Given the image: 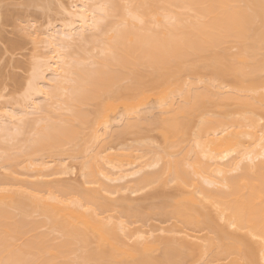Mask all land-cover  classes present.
Wrapping results in <instances>:
<instances>
[{
    "label": "bare ground",
    "instance_id": "1",
    "mask_svg": "<svg viewBox=\"0 0 264 264\" xmlns=\"http://www.w3.org/2000/svg\"><path fill=\"white\" fill-rule=\"evenodd\" d=\"M34 1H38V4ZM42 1L46 7L51 3V0ZM241 1L250 2V10L241 5ZM30 2L33 6H39L41 1L29 0ZM76 2L72 3V8L62 5L60 12L63 10L64 16L60 19V31L56 29L57 26L55 28L54 23H50L49 28L53 25L58 32L55 29L45 32L46 34L41 32L42 30L38 31L47 36L43 35L44 38L40 40L47 42L45 48L50 50L45 55L38 56L39 59L37 58L30 67L31 73L21 97L23 99L17 101L21 106V101H25L22 108L20 106L13 109L12 104L8 105L12 108L0 106V162L2 160L1 166L8 172L4 173L5 176L0 175V264H182L187 257L184 253V243L182 246V243L175 245L171 241H165L162 254L155 256L150 252L159 248L160 244L158 238L157 241L150 239L155 229L139 227V230L132 227L134 223L145 225L152 214H161L168 219L179 218L183 224H189L188 226L195 224V227L201 230L207 227L217 231L212 218L200 206L174 207L165 203L150 206L148 212H145L140 205H124L121 200L112 202L87 188L82 189L66 183H57L59 185L55 184L53 187L44 181H29L31 173H27L28 180L13 175L18 173L27 176L26 173L23 174L24 168L26 172L43 169L50 163L45 161L47 154H57L55 149L59 148L61 153L63 148L71 143L74 150L71 154L79 156L83 152L81 141L83 144L85 132L89 128L91 134L87 135L92 139L94 137V144L97 139V144L101 139H104V144L101 142L102 147L99 145V150L95 148L94 153L91 151L92 157L85 161L83 174L86 182L99 183L102 188L109 190L110 184L105 182V178L111 181L122 180L129 174L141 171L144 166L156 167L163 160L164 163L158 170L148 171L134 180L137 186L160 179L165 174L178 178L181 182L189 184L188 186L194 185V190H197L195 192L215 207L220 219L258 241L257 250L261 252L259 255L248 242H242L244 246L236 245L237 243L227 244L222 240V236L211 237L204 251L212 258L209 261L232 257L230 264H241L245 259L252 264H258V261L264 264V129L260 135L257 134L258 131L248 132L246 129L228 130L229 124H224L222 119L202 118L204 120L199 124L197 133L195 132L194 143L189 146L185 155L182 154L177 159H166L156 153V157L152 156L141 168L132 171L129 168L125 170V167L123 170V162L116 161V154L111 155L110 150L116 144L113 145L112 138L109 139L112 146L107 140L117 135L113 133L118 131H111L112 127L117 125L116 122H123L118 134L144 123H159L147 116V109L153 110L155 106L140 107L144 106V100L150 97L160 98L158 104L163 106L162 110L166 113L164 123L161 122V126L167 130L164 131L165 134L168 137L173 134L175 142L179 135L186 134L191 121L181 118V114L187 110L201 108L206 100L213 102L219 98L207 87L200 90L193 81H184V85V82L180 81V74L185 67L182 66L165 78H155V75L149 76V79L142 78L143 75L133 78L126 86V89L137 97L133 102H115L120 97L118 94L116 96L114 87L122 78H127L129 72L125 70L129 68L127 71L136 69L137 72L139 69V74H142L141 66L146 65H151L156 70L169 66L171 69L173 63H187L194 55L200 56L206 64L214 53L212 48L230 41L242 43L239 56L241 60L250 56L254 61H259V50L264 48V0ZM61 4L62 2L59 3L60 6ZM49 28L46 31H49ZM38 32L36 30L34 35L39 38ZM246 52H249V55L245 57ZM214 55H217L215 66H218L222 63L216 65L219 63L218 57L222 55L220 59L223 60L224 55L217 52ZM229 63L226 71L232 69L234 72L231 70L228 73H237L235 78H238L240 83L239 74L243 71H235V66L232 67L233 61L230 60L227 64ZM223 64L221 68H224ZM218 67H212L216 70L213 69V72L220 71L216 75L222 77V74L226 73L225 68L222 71L220 66ZM246 72L243 75L250 77L252 90L248 87L247 89H255L254 92L260 93L261 80L252 71ZM173 83L180 85L178 103L173 99L172 94L177 91L171 87ZM155 88L161 90L158 93H147ZM223 88L222 93L230 91L228 86L227 89ZM88 103L99 106V109H95V115L91 112L92 109L87 111ZM117 108H120V111ZM226 116L229 117L228 114ZM242 132L244 136L252 137L251 142L255 145L243 149L244 152L240 153L239 157L230 161L228 156L235 152L234 146L239 142L237 136ZM5 143L11 145L7 147ZM91 149L93 150V147ZM51 150H54V153H47ZM152 151L149 149L146 153L152 154ZM43 152H46L44 158ZM103 158L106 159L102 160ZM107 163L111 170L108 169ZM242 164L243 171L235 173ZM116 169H119V172L115 176L112 170ZM40 172H37L39 176ZM26 192L27 196H24ZM187 199L198 205L195 196ZM46 227L47 229L42 231ZM137 231L140 235H137ZM187 232L194 236L190 237ZM218 232L223 233L221 228ZM133 234L143 239L140 251L136 247L126 246V238H132ZM196 236L195 233L184 232L187 241L189 238L191 241L202 238L198 234ZM93 242H97V246H94Z\"/></svg>",
    "mask_w": 264,
    "mask_h": 264
},
{
    "label": "rangeland",
    "instance_id": "2",
    "mask_svg": "<svg viewBox=\"0 0 264 264\" xmlns=\"http://www.w3.org/2000/svg\"><path fill=\"white\" fill-rule=\"evenodd\" d=\"M39 1H41L39 3V6L38 5L36 6V4H38V1H37V3H36V1H34L36 3V4L34 3L35 4L34 6H33V3H31V2L29 3V0H1L0 1V106H2V107L3 106L7 107L9 104L10 105L12 104L13 109H15V108H19L21 106L18 102H20V100L23 99L21 97H22V93L24 94V92H25L24 86H25L26 80H27V78H29L28 76H30V73H31L30 72L31 71L30 70L31 65L33 64L34 61L37 60L38 56H41L42 54L45 55L46 52L50 50V49L46 50L47 48H45L47 42L46 43L42 42V40H40V39L47 37L45 35L46 34L45 32H50V30L51 31L54 30L56 28V26H57V28H56L57 30L58 29L61 30V27H62L61 23L62 22L60 19H62L61 17L64 16V15H62L63 10H61V12H60V9H62L61 7L64 6L66 8L67 7L72 8L73 7L72 3L74 2L73 4H75V2L78 0H75V1L74 0H51V1H49V2H51L49 4L50 7H48L49 6L48 4L46 7V4L43 3L42 0H39ZM61 2H62V4L60 6L59 3H61ZM249 3L250 2L247 3L244 1L240 2L241 5L245 6L246 8H249V10H250L251 4H249ZM40 4H41V7H40ZM42 4L45 6H43ZM58 5L60 6V8ZM70 5H72V6H70ZM50 23H54L53 25L55 26V28L53 25H52L53 28H52V26L49 28ZM258 24L261 26L260 22ZM47 28H49L48 29L49 31H46ZM36 30H37V32L40 30H42L41 32L44 31L43 33H45V34H43V35H45V36L42 37L43 36V35H41L42 33L38 32L39 38L35 37L34 32ZM60 30H58V31H60ZM40 35H41V37H40ZM43 41H45V40H43ZM47 47H48V45H47ZM241 47H242V43L237 42V41H230L224 45H220L219 47L212 48V51L214 52L212 57L214 58V60L211 57V60H213V61H211L209 59L208 61H210V62H207L206 64H205V61L200 58V56L194 55L193 56L194 58L191 57L192 59L188 60L187 63H181V64H179L177 62H175V64L173 63V65L171 66V69L169 66V67L164 68V69L162 68V69L156 70V69H154L153 66L146 65V66H141V70H142L141 73L142 74H139L140 73L139 69L137 70V72L135 71L136 69H133L136 73L135 72L132 73L133 70L127 71V70H130V68L125 70L127 73L129 72L127 75V78H126V76L124 77L125 79L122 78L117 83L116 87H114L115 90L117 91L116 96L119 95V97H120V99L117 98V100L115 101L117 103H119V101L121 103V101H124V100L129 101V102H131V101L133 102V101L137 100V97L134 96L133 92L126 89V86L129 85L130 82L133 81V78H135V77L137 78L141 75H143L142 78H145V79H149L148 78L149 76H154V75H155V78H159V77L165 78V77H167V75H169L173 71H177L182 66H183V68L184 67L185 68H184V71L181 72L182 74H180V76L182 77V79L180 81H183V82L184 81L185 82L186 81L187 82L193 81V83H195V85L197 87H199L200 90H205V88L207 87V89L209 88L210 91H212L213 93L215 92V94H217V97L219 99H217V101H213V102L206 100L201 108L184 111L181 114V118L190 120L191 126L188 129V131L186 132V134L179 135L178 140L175 142L173 140V137H175V136H172L173 135L172 134L171 135L172 137H171L169 134V137H168L165 134V132H167V130L165 129L166 130L165 131L163 128L164 126L163 125H162L163 127L161 126V122L164 123V116L166 115V113H164L162 110L163 106H160L158 104L160 101V98L159 97H158V99H155V98L153 99V97H150L149 99L146 98L143 102L144 106H140V107L151 108L152 106H155V107H153L154 108L153 110H152V108L147 109L150 111V112L147 111L148 112L147 116H149V118L157 120V122H159V123H156V124H145L144 123L143 125H139L137 127L134 126V127L127 129L125 131V133L122 132V133L118 134L119 127H122L121 125L123 124V122H122V124L120 123L121 125L119 124V122H116L117 125L113 124L115 126L112 127L111 131H115V132L118 131L117 133H113V135L117 134L118 137H120V138L117 139L118 137H116L117 135H115L114 137L111 136L107 139V140H109L111 138L113 139V141H111L112 139L109 140V142H108L109 144H110V141L112 143L114 142L113 145L116 144L115 145L116 147H115V146H112L111 145L112 143H111L110 145L112 146L113 149H111V150L109 149V150L111 151V155L116 154L115 157L117 156L118 159L116 160V158H115V160L117 162L118 161L123 162V166H122L123 170H124V167H125V170H127L129 168L130 171H132L133 169L135 170V168H137V169L141 168V166H143L144 163H146L149 159H151V157L154 156L156 153L163 155L166 159L167 158L168 159H177L182 154L185 155V153L188 151L189 146H191L194 143L195 132L197 133V131L199 130L198 129L199 124L201 123V121H203L204 119H207V118L208 119H210L211 117H212V119L216 118L214 120L222 119V122L224 120V124H226V125L229 124V125H227V126H229L228 130H230V129L231 130H235V129L236 130H244V131L248 130V132L249 131L250 132L258 131L257 132L258 135L262 134L261 130L264 129V101H263L264 100L263 99V97H264V91H263L264 90V48L259 50L260 51L259 61L258 60L254 61L250 56H248L246 59H242V60L240 59V57H239L241 54L240 51H242ZM48 48H50V47H48ZM215 52L224 55L223 60H221L222 55H221V57L220 56L218 57L219 63L217 62V64H216V65H218L221 62H222L221 64L224 63L223 64V67L225 68L224 71H226V68L228 65L230 66V63L229 64H227V63L230 62V60H231V61H233V66H232V63H231V66L233 68L235 66V68H234L235 71L240 70V71H243V73L246 71H252L255 75H257L259 80H261V82L259 83L261 85L258 84L259 86H261V88L259 87V90H261V92L258 89H257V91H259L260 93L254 92V91H256L255 89H253V91H251L252 90V88L250 87L251 86V79L248 76L250 73L248 74L246 72V74H248V75H243V73L240 72V74H241L240 75L238 72L239 76H241V77H239L237 75V77L240 78L239 79L240 83L237 80L238 78L237 79L235 78L236 77L235 75L237 73H235V75H233L232 72L228 73L232 69L226 71V73L222 72L224 74V75L222 74V77H220L219 75H216V73L219 74L220 71L219 72H213V69L215 67L217 68L218 66H220V68H221V64L218 66H215V63H216L215 59H217V55H216V57L214 55ZM247 55H249V52L245 53V57ZM225 63L227 65H225ZM212 67H214V68H212ZM236 67H237V69H236ZM224 68H221L222 71ZM151 73H152V75H151ZM231 73L234 77L231 75ZM129 75H130V77H129ZM241 80H243V81H241ZM180 81L178 84H180ZM183 82H181V84ZM185 82H184V85H185ZM221 83H224V84L221 85ZM178 84L173 83L171 85L172 88L177 89V91L174 92V94H172L173 99L177 103L180 102V95L178 94V91H180L179 90L180 85H178ZM221 86L225 87L226 89L228 86V89L230 88V91L226 90L227 93L225 91H224L225 93H222V90L224 88ZM244 86H246L245 87L246 89L248 87V89L250 88L251 90H248V89L245 90V88H243ZM160 90L161 89H159V88H155V89L148 91L147 93H149V94H152L154 92L158 93ZM262 92H263V95H262ZM21 102H22V106H23V103L25 101L24 102L21 101ZM6 103H8V104H6ZM89 104L90 103L87 104V108H86L87 111L92 109L91 112L93 111L94 115H95V112H97V110H95V109H97V107L99 109V106L96 107L95 105H97V104H95V103H91V104H95L94 106L89 105ZM22 106L20 108H22ZM8 107H10V106H8ZM12 107H10V108H12ZM119 107H121V106H119ZM123 108L124 107H122L121 110H123ZM117 110L120 111V108H117ZM15 111H17V109ZM33 114H31V115L33 116ZM227 114L229 115L230 118L228 116H226ZM243 115H244V117H243ZM32 116L30 118H32ZM202 118H204V119H202ZM226 118L228 120H226ZM245 118H246V120H245ZM258 118H259V120H258ZM229 119L232 123L229 121ZM257 123L258 124L260 123L261 125L260 124L258 125ZM102 129L100 130L101 132H103ZM84 130H86V129H84ZM91 131H93V130L91 129ZM85 133H86L85 134L86 135L85 141L83 144L81 141V144H80V146L83 145L82 146L83 149H81V150H83V152L81 151L82 153L79 154V156H76V155L74 156V155H72L73 153L71 154V152L74 151V150H72L73 149V146L71 145L72 143L68 144L66 146L64 145L65 147L63 146L64 147L63 151L62 150L61 151L62 152L66 151L65 153H63V154H62V152L60 153L59 151L61 148H59L58 150L55 149V153H56V151L58 152L57 154H49V155L47 154V156L45 158L47 160H45V161H50V163L48 162L49 164H47L46 167H44L43 169L38 170L39 169L38 168L36 171L35 170L32 171L30 169L31 171H27V172L25 171V168L23 169L24 171L21 170V172L23 171V174L24 173H26V174L31 173L29 177H28V174H27V176L26 175L22 176V174L19 175L18 173H14L13 175L16 174L17 176H20L21 178L24 177L25 180L29 179V181H30V179L34 180L35 182L36 181L37 182L38 181H40V182L44 181V183L47 182L49 185H52V186L55 184H56V186L59 185L57 183H60V185L66 183V184H70V185L80 187L82 189L87 188V190L90 189V191L92 190V191H94V193H96V194L98 193L97 195H99L101 198H104V199L108 198L109 200H112V202H115V200L116 201L121 200L124 202V205H138V206L140 205L143 207V211H145V212H148V208L150 206H160V205L165 204V203H169L174 207H186V206H191V205L192 206H200V208L204 212H207L209 214V216L214 221V224L217 226L216 228H218L217 231H214V230L209 229L207 227H204L201 230L200 228L195 227L196 226L195 224H194V226L193 225L188 226L189 224H187V225L183 224V222H181L182 220H180L179 218H176V217H174V218L171 217L168 219V218H166L167 216L165 217V216H162L161 214H152L151 218L148 220L147 223H145V225H143L144 223L138 222V223H134L135 226L134 225L133 226L131 225V226L133 228H137V229H139V227H140V229H155L153 236H151V238H150V239L154 238L155 241H157V238H158V241L160 243V244H158L156 242V244L159 245V248H156V249H153L150 251L151 254H153L155 256H160L162 254V251H163L162 248H164L163 245H164V243H166L165 241H167V242L171 241V243H173L175 245H181V243H182V246H183V243L186 245L185 251L184 250L183 251L185 254H187L186 255L187 257H186V260L184 259L185 262L184 261H182L183 263L181 262L182 264H230V259L232 257H230V259L228 257L227 259L223 258V259L216 260V261L215 260L209 261V259H212V258L208 257L204 253L205 245H206L207 241L209 240V238H211V237L215 238V237H219V236H222V238H223L222 240L227 244H232V243L236 244L237 243L236 245H240V244H242V242H244V243L248 242L249 244H251L254 247L255 251L258 249V247H259V244L257 243L258 241L253 239L252 236L249 237L244 231L238 230V229H236V227H233V226L230 227L228 224H226L225 220L220 219V216L218 215V212L215 209V207H213L211 204H209L208 201H205V199L203 197H201L202 196L201 194L195 192L197 190H194L195 189L194 185L188 186L189 184L183 183V181L181 182L178 178L175 179L173 176L165 174L162 177H160V179H157L155 181H152V182H149L146 184L145 183L140 184V186H137V183L134 180L140 178L142 175H144L148 171L158 170L160 168V166L163 165V163H164L163 160H161L160 163L156 167L155 166L154 167H145L144 166L143 168H141V171H139L135 174L134 173L129 174L128 176H126L122 180L120 179V180L111 181V180L105 178L104 179L105 182L110 184L109 190L102 188L99 183H96V184L93 183L92 184V183L86 182L85 177H84L85 175L83 174V171H84L83 169H84V166L86 163L85 161L88 157H90L92 155V152L93 153L95 152V148H98L97 150L100 149L99 145L101 142H102L101 144H104L103 143L104 139H101L102 141L100 140L101 141L100 143L98 141V144H97V140H98L97 139L96 143L94 144V142H95L94 137L92 136L93 137V139H92L91 136L87 135V133L91 134L90 128H89V130L87 129ZM243 133L244 132H242V134ZM98 134H100V133L98 132ZM242 134L240 136L238 135L239 137L237 136V138H239V142L236 143L234 146V148L236 149L235 152L233 151V153H231L232 155L230 154L231 156L230 155L228 156L230 158V161H232L231 159L234 160V158L236 159L237 157H239L240 153L242 154V152H244L243 149H246L247 147H253L255 145V143L251 142L252 137L244 136L245 134H243V135ZM102 137L104 138V136H101V138ZM83 140H84V138H83ZM118 142H120V143H118ZM11 143H12V141H11ZM11 143L9 145H11ZM124 143H126V145ZM6 145H7V147L9 146L8 143H5V146ZM94 145H98V147H96ZM128 145H129V147H128ZM80 146H76V147H80ZM89 147H91V148L93 147V150L91 148L89 149ZM258 148H260V146H258ZM74 149H77V148H74ZM149 149L153 150L152 154L146 153L147 151H149ZM109 150H107V151H109ZM68 151H69V153H68ZM236 151H238V152H236ZM50 152L54 153V150L53 151L51 150L47 153H50ZM44 153H46V152H43V158H44ZM150 153H151V151H150ZM192 154H193V152H192ZM102 155H104V154H101V156ZM188 155H189V153H188ZM156 156H154V157H156ZM190 156H192V155L190 154L189 157ZM106 157H107V155H106ZM164 157H162V158H164ZM192 157H190V158H192ZM104 159H106V158H103L102 160H104ZM99 160H101V159H99ZM1 162H2V160H1ZM1 162H0V175H2V174L4 175V173L7 170L5 171L4 167L1 166ZM104 164L106 167V163H104ZM107 165L109 167L108 163H107ZM29 166L31 167V165H29ZM32 167H33V164H32ZM110 168L111 167H109L108 169H110ZM243 169H244V164H242L239 169L235 170L237 172H235V171L234 172L240 173V171H243ZM117 170H119V169L112 170L115 173V176L118 175L119 171H117ZM37 172H38V174L40 172V176L37 174ZM6 173L8 174V172H6ZM34 174H37L39 177L37 175L34 176ZM27 177H28V179H26ZM34 181H32V182H34ZM47 183H45V184H47ZM133 187H135V188H133ZM133 189H135V190L133 191ZM111 191H113V193H111ZM23 192H25V191L23 190ZM22 195H23V193H22ZM25 195L27 196V192L24 194V196ZM191 196H195V199L197 200L198 205L190 202L187 199L188 197H191ZM39 217H42V216H39ZM177 219H179L180 221ZM220 228L222 229L223 233L219 234L218 230ZM46 229H47V227L42 229V231H44ZM134 230H136V229H134ZM185 231L195 233V237H197L196 235L198 234V235H200L199 237H202V238L200 240H197V241H195L193 238L192 239L194 241L193 240L191 241L190 240L191 238H189V241H187V239L184 238V232ZM121 233H122V231L120 232V234ZM188 234H190V233H188ZM137 235H140V233ZM137 235L134 236V234H133L132 238H126V242H127L126 246L128 248H132V247L135 248L136 247L137 250L139 249V251H140V250H142V247H143L142 244L144 242H142L143 239H141L140 237H137ZM190 235H191L190 237L194 236L192 234H190ZM254 238H256V237H254ZM93 245L97 246V242H93ZM180 248H182V247H180ZM257 251L256 252L259 255L261 252H259L260 250H257ZM88 264H90V263H88ZM241 264H252V262L245 259L244 262ZM258 264H261V261L260 262L258 261Z\"/></svg>",
    "mask_w": 264,
    "mask_h": 264
}]
</instances>
